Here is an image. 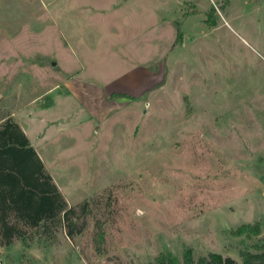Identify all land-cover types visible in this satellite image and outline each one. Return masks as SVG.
Instances as JSON below:
<instances>
[{"label":"rangeland","instance_id":"374dc122","mask_svg":"<svg viewBox=\"0 0 264 264\" xmlns=\"http://www.w3.org/2000/svg\"><path fill=\"white\" fill-rule=\"evenodd\" d=\"M8 117L77 230L27 228L0 264H242L264 245V0H0Z\"/></svg>","mask_w":264,"mask_h":264},{"label":"trees","instance_id":"16d2710c","mask_svg":"<svg viewBox=\"0 0 264 264\" xmlns=\"http://www.w3.org/2000/svg\"><path fill=\"white\" fill-rule=\"evenodd\" d=\"M113 95L129 98L124 94ZM184 100L189 111L190 103L186 97ZM86 204L81 205L82 211L86 209ZM57 218L64 221L68 236H72L77 230L76 207L67 204L28 136L18 123L8 117L0 123V243L9 246L15 238H25L27 228L47 229ZM96 227L98 229L94 239L99 246L103 240L99 221L96 222ZM81 229L82 227H79L78 231ZM230 233L257 235L260 233V224H242L230 230ZM253 248L255 252H240L242 264H264V245H253ZM156 260L158 264H180L175 258L164 253L156 257ZM183 264L236 262L231 257H222L217 253H210L194 262L189 250Z\"/></svg>","mask_w":264,"mask_h":264},{"label":"crops","instance_id":"0c3cea01","mask_svg":"<svg viewBox=\"0 0 264 264\" xmlns=\"http://www.w3.org/2000/svg\"><path fill=\"white\" fill-rule=\"evenodd\" d=\"M30 139V138H29Z\"/></svg>","mask_w":264,"mask_h":264}]
</instances>
